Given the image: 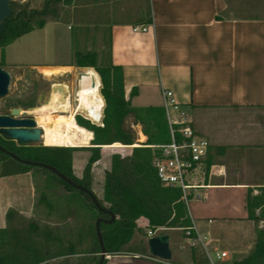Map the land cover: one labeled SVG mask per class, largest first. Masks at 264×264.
I'll return each instance as SVG.
<instances>
[{"label": "crops", "instance_id": "0c3cea01", "mask_svg": "<svg viewBox=\"0 0 264 264\" xmlns=\"http://www.w3.org/2000/svg\"><path fill=\"white\" fill-rule=\"evenodd\" d=\"M66 7L79 26L80 42L85 34L107 35L108 58L122 67L133 107H163L162 90L174 94L197 136L209 143L206 158L188 176L196 186L190 190L189 200H195L193 209L190 202L187 206L190 218L209 236L213 252L227 251L222 232L247 233L253 249L242 254L248 257L258 231L264 230V220H250L246 210L247 195L264 189V0H73ZM136 26L151 30L134 33ZM32 67L55 74L79 68L26 65L25 74ZM86 69L99 92V75ZM133 90L137 93L131 97ZM140 136L145 142L142 127ZM22 175L29 184L35 180L31 172ZM31 197L21 208L0 193V230L21 229L25 225L19 223L37 219L36 194ZM255 214L260 216L261 209ZM218 219L223 225L216 226ZM52 229L67 238L60 228ZM246 241L232 246L244 252Z\"/></svg>", "mask_w": 264, "mask_h": 264}, {"label": "trees", "instance_id": "16d2710c", "mask_svg": "<svg viewBox=\"0 0 264 264\" xmlns=\"http://www.w3.org/2000/svg\"><path fill=\"white\" fill-rule=\"evenodd\" d=\"M52 1L63 2L65 6H69L73 0ZM52 1L46 0L39 11L30 8V2L20 4L16 0L11 1L12 14L5 21L0 35V67L6 65L7 46L35 29L44 28L47 21L37 18L47 15ZM92 56L91 53H76L77 67L94 68L99 74L104 107L101 126L94 125L80 116L73 117L75 126L90 135V142L93 145L87 148L92 155L85 169L86 177L79 179L75 176L73 167L75 147L23 145L0 135V146L6 151H0V178L26 174L36 167L25 162L41 163L57 169L73 183L92 193L87 179L92 166L100 160L102 146L110 148L109 146L115 143L134 145L138 138L133 125L142 127L146 141L133 147L126 155L121 153L112 155L110 170L105 173L103 183V198L107 205L98 200L106 212L96 209L89 194L60 180L70 193H78L92 203L97 212L94 224L88 225L85 231L75 230L74 237H68L66 240L51 228L41 230L35 222H29L21 229L0 230V264H51L56 260L84 254L100 255L98 264L102 252L96 230L99 219L103 246L106 255L111 258L122 255H149L148 231L164 228L183 232L185 228L192 226L187 206L182 200V190L179 187L162 185L152 165L154 158L161 155L153 146L171 142L164 108L133 107L131 101L126 99L122 67L113 65L110 57L100 64L95 60L87 61V58ZM136 93L137 91L133 90L131 97ZM129 120L132 122L129 123ZM92 121L99 123L100 117ZM258 209H261V214L257 217L255 213ZM246 210L250 220H264V189L258 196L247 195ZM112 215L115 216V220L110 222ZM142 219L147 221L146 227L139 226ZM83 235L92 237V242L84 249ZM137 235H143L145 239L132 245ZM190 258L191 264L207 263L204 252L200 250L191 249ZM107 263L108 259L105 258L103 264ZM234 264H264V230L258 231L253 252Z\"/></svg>", "mask_w": 264, "mask_h": 264}, {"label": "rangeland", "instance_id": "374dc122", "mask_svg": "<svg viewBox=\"0 0 264 264\" xmlns=\"http://www.w3.org/2000/svg\"><path fill=\"white\" fill-rule=\"evenodd\" d=\"M16 1L20 4L30 2V8L38 11L43 8L46 2V0ZM69 10L70 9H68L63 2L56 3L52 1L47 15L37 18L45 19L47 21L44 28L35 29L5 48L6 65L2 68L11 75V84L9 87V94L4 99H0V114L8 112L12 108H21L23 111L27 112L29 110L38 109L49 103L51 96L59 88L64 89L63 93L65 96H70L69 108L73 110L76 107L73 98L74 91L78 88V83L76 81L77 71L84 72L86 68H73L72 70H65L59 74H55L51 71H47V68H42L41 71L38 72L32 67L27 70L25 74L23 68L26 65H76V53H91L93 56L88 57L87 61L95 60L98 64L108 60L109 42L107 35L96 34V36H94L95 38L104 35L105 37L103 39L101 37V39L94 40L95 38H93V34H85L82 36L83 39H81L82 41L80 42L78 39L79 37H77L80 31L79 26L76 21H73L68 16ZM91 69L96 72L94 68ZM99 92L101 93V91ZM102 110H104L103 102L100 110L101 116L99 122H101V124ZM34 119L36 121L42 119L49 120L39 122L38 124L40 127L49 126V122L52 121V117L47 115H45V118H37L35 115ZM90 122L94 124L92 121ZM131 122L132 120H129V123ZM101 124L95 123L94 125L101 126ZM133 129L138 138L134 145L125 146L120 143H115L109 146L110 148L102 146L100 149V160L91 168L87 182H89L92 193L98 200L102 201L104 205H107V203L103 198V183L105 173L110 170L112 155L116 153L126 155L133 147H137L144 143L140 136L141 127L133 125ZM29 145L46 147L43 143ZM91 147H93L92 142L88 146L75 147L76 150L73 151L74 172L75 176L79 179L86 177L85 169L88 160L92 155L91 151L87 148ZM29 172L33 174L35 179L30 184L23 175L0 179V193L5 194L6 200H11L14 203V206L20 204L21 208H25L32 198V193L36 194V198L34 199L38 203L37 205H39L36 210L38 212V220L29 219L31 220L29 222H35L41 230L60 228V230H62L61 235L67 236V238H73L76 233L75 230L83 229L85 231L88 225L95 223L97 212L92 207V203L78 193H71L72 195L70 197L66 196L68 193L70 194V192L60 183L61 179L57 175L40 167H33ZM189 202L193 209L195 200H189ZM14 212L16 211L10 210L8 214ZM234 221L237 220L231 222ZM29 222L25 224V221H23L19 224L24 226ZM222 222L221 219H218L216 226L223 225ZM142 224V221L139 222V226L143 227ZM231 225L234 224L232 223ZM232 227L235 228V225ZM53 230L57 233L56 229ZM228 232H222V235L220 236L222 239V248L227 249V251L230 252L228 260L224 262L216 261L215 253L212 251L210 244L208 245L211 252L210 254L217 264H234L240 262L244 259V255L250 253L253 249L252 242L246 241V238L248 237L247 233L234 230ZM166 234L170 235L172 238L171 249L174 252V258L170 261V264H191V249L185 241L183 232L178 230L168 231ZM83 236L84 245L82 244V246L84 249L89 245L88 242L90 243L92 237L90 235ZM144 239L143 235H137L132 245L138 244ZM241 239L246 241L243 244V248L245 249L243 250L244 252H240L232 246V243ZM242 253H244V255ZM143 256L144 255H122L108 259L107 264H163L154 262ZM98 258H100V255L94 256L84 254L56 260L52 262V264H97Z\"/></svg>", "mask_w": 264, "mask_h": 264}, {"label": "built area", "instance_id": "2783aa9c", "mask_svg": "<svg viewBox=\"0 0 264 264\" xmlns=\"http://www.w3.org/2000/svg\"><path fill=\"white\" fill-rule=\"evenodd\" d=\"M150 30V26H136L132 29L134 33H147ZM81 73L82 72H79L77 74L78 84L80 82L79 74ZM99 91H101V89H99ZM162 96L163 108L170 128L171 142L166 145L153 146L154 149L161 152V155L154 158L152 165L156 170L158 179L162 185L166 187H179L182 190V200L186 206H188L190 190L196 187L189 183L188 176L196 166L206 158L209 150V143L207 140L197 136L195 130L191 126V121L187 112L176 101L174 94L169 90L163 89ZM73 99L77 106L78 98L76 95H74ZM75 110V118L80 116L88 121H92L85 113L81 111L78 112V106ZM93 123L95 124V122ZM99 123L101 124V122ZM38 126L40 127L39 124ZM209 222L211 223L212 221ZM168 231L177 230L159 228L155 231H148V239L164 234ZM183 234L190 249L204 252L207 258V263L205 264H217L216 261L224 262L228 260L229 253L227 251H215L216 261L212 258L210 254L211 252L208 248L210 238L208 235L200 233L194 222H192V226L183 230ZM143 257L154 262L170 264V262H165L151 256L150 254ZM110 258L111 256L106 255V259Z\"/></svg>", "mask_w": 264, "mask_h": 264}, {"label": "water", "instance_id": "95a60500", "mask_svg": "<svg viewBox=\"0 0 264 264\" xmlns=\"http://www.w3.org/2000/svg\"><path fill=\"white\" fill-rule=\"evenodd\" d=\"M11 1L12 0H0V35L3 32L5 21L10 18L12 14V10L10 7ZM82 74L83 72L79 74V78ZM10 84L11 75L2 67H0V99H4L9 94ZM101 87L102 84H100V89ZM34 116V114L28 113L27 111L23 112L21 108H12L7 114H0V135L6 139L16 142L17 144L29 145L42 143L43 130L38 126L36 120L34 119ZM0 151L6 152L1 146ZM13 157L15 158V156ZM25 163L46 169L57 175L61 180H63L70 186L89 194L96 209L106 212V210L100 205L98 199L93 193H91L86 188L73 183L57 169L41 163ZM114 220L115 216L112 215V219L110 222H113ZM100 223L101 220L99 219L96 223V230L102 252L101 260L98 264H103L104 259L106 258V251L102 242ZM147 247L148 253L160 260L170 262L173 258V252L170 245V236L168 234H161L148 239Z\"/></svg>", "mask_w": 264, "mask_h": 264}, {"label": "bare ground", "instance_id": "6f19581e", "mask_svg": "<svg viewBox=\"0 0 264 264\" xmlns=\"http://www.w3.org/2000/svg\"><path fill=\"white\" fill-rule=\"evenodd\" d=\"M57 73L60 71L57 70ZM63 91V88L57 89L49 103L28 113L36 115L37 118H45V115L52 117L51 124L42 129V143L46 146H88L91 143L90 135L75 126L73 116L78 106V112L85 113L92 120H98L100 117V95L91 71L86 69L80 77L78 88L74 91L78 103L73 110L69 108L70 96H65ZM45 121L49 120L42 119L38 123Z\"/></svg>", "mask_w": 264, "mask_h": 264}, {"label": "flooded vegetation", "instance_id": "af4514ba", "mask_svg": "<svg viewBox=\"0 0 264 264\" xmlns=\"http://www.w3.org/2000/svg\"><path fill=\"white\" fill-rule=\"evenodd\" d=\"M9 112V111H8ZM8 112H5V113H3V114H7ZM50 124H51V122H49ZM42 129H44V127H41Z\"/></svg>", "mask_w": 264, "mask_h": 264}]
</instances>
